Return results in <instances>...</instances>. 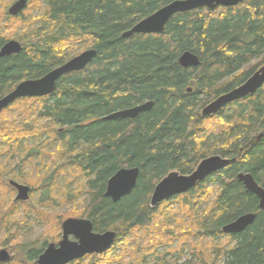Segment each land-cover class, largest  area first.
<instances>
[{
    "label": "trees",
    "instance_id": "16d2710c",
    "mask_svg": "<svg viewBox=\"0 0 264 264\" xmlns=\"http://www.w3.org/2000/svg\"><path fill=\"white\" fill-rule=\"evenodd\" d=\"M36 1L37 25L20 36L22 50L0 57V97L87 48L97 54L84 69L62 75L53 93L17 99L2 110L0 145L7 159L19 157L14 165L22 169L42 163L39 200L52 206L57 202L50 188L60 171L82 177V188L67 193L68 199L86 194L78 217L89 219L95 232H116L105 253L70 264H168L169 246L177 243L183 250L189 242L191 259L181 264H264V210L237 179L239 172H249L264 187V83L215 114H201L264 65V0L176 13L162 33L129 37L122 34L173 0ZM6 40L0 27V47ZM185 51L200 64L182 67L178 58ZM145 101L152 107L132 119L103 118ZM215 154L231 159L229 164L186 193L150 206L163 176L172 170L188 174ZM123 167H138L136 185L113 202L104 196L106 183ZM8 171L0 169L4 195L10 193ZM4 198L0 246L13 248L18 258L6 264L20 257L34 264L45 245L60 238L63 220L56 218V239L24 241L20 230L40 214ZM22 203L20 223L15 215ZM248 212L256 218L242 232H222L223 225Z\"/></svg>",
    "mask_w": 264,
    "mask_h": 264
},
{
    "label": "water",
    "instance_id": "95a60500",
    "mask_svg": "<svg viewBox=\"0 0 264 264\" xmlns=\"http://www.w3.org/2000/svg\"><path fill=\"white\" fill-rule=\"evenodd\" d=\"M244 0H173L163 5L152 14L141 19L122 36L129 37L134 33L159 34L164 31L168 20L176 13L186 12L198 8L213 10L219 6L231 7ZM27 0H16L8 9V13L17 16L25 7ZM22 45L17 40H8L0 48V57L19 53ZM94 48H87L72 56L64 63L49 70L39 78L25 79L19 82L11 91L0 97V112L20 98L43 97L53 93L57 80L64 74L84 69L96 56ZM178 63L182 67H196L200 61L194 53L183 52ZM264 83V65L255 70L244 83L227 91L204 106L201 110L203 116H210L218 112L227 103L253 94ZM152 101L134 105L129 108L117 110L104 116V119L134 118L140 112L152 107ZM231 159L215 154L207 156L199 161L193 171L182 174L172 170L163 176L154 186L150 196V206L156 207L165 200L186 193L198 183L203 182L211 174L220 171L229 164ZM139 174L138 167L118 169L106 183L104 196L111 198L113 202L128 195L136 185ZM237 179L244 188L255 194L258 199V207L264 210V187L260 185L249 172H239ZM9 184L16 189L15 201H26L31 192L28 185L18 183L10 179ZM256 218V213L248 212L238 216L233 221L222 226L224 234H237L247 228ZM116 241V232L107 230L103 232L93 231L92 222L83 217H68L61 223V239L49 242L38 256L35 264H70L86 255L105 253ZM10 260V254L6 248L0 249V262Z\"/></svg>",
    "mask_w": 264,
    "mask_h": 264
},
{
    "label": "rangeland",
    "instance_id": "374dc122",
    "mask_svg": "<svg viewBox=\"0 0 264 264\" xmlns=\"http://www.w3.org/2000/svg\"><path fill=\"white\" fill-rule=\"evenodd\" d=\"M14 0H5L2 4H0V27L2 33L5 35V38L7 40L14 39L17 40L23 45L21 41V35L24 32H28V30L33 29L34 26L36 27L37 22L34 20L38 16V11L35 8L37 5L36 0H27L26 7L18 14L17 16H12L9 18H6L5 11H7L9 5ZM79 49V48H78ZM81 51V48L78 50V52ZM254 61H252L250 64L252 65ZM262 66V64L257 65L256 70ZM32 141V140H31ZM31 141L27 142V145L31 143ZM25 142V141H24ZM23 145V144H22ZM4 144L0 145V169L8 171L9 177H6V181H9L10 179L17 181L18 183L28 185L31 188L30 196L29 198L24 201L25 205L28 204L29 208L31 209V212L33 214H40L38 215L40 219H35V221H28L25 226L20 230L21 237L24 241H37L41 239H51L57 237L58 229L56 230V218L59 217V219H66L68 217H78L77 214H80L81 210L83 209V198L86 196L85 193L79 194V196L68 199L69 191H79L82 188V177L74 178L70 177L69 171L67 172L66 176L59 172V176H57V179L52 187L50 188L51 192L50 195L54 197L57 204L56 206H52L48 204V202L40 201L41 192L44 189V187L41 186V180H42V163H37L34 166L29 165L25 166L23 169L21 166L14 165L16 161L19 159H7V157H10L7 153H4ZM19 153H22V146L19 148ZM18 156V155H17ZM48 158H45V161H47ZM48 163V161H47ZM50 164V161H49ZM14 167V169H12ZM46 167V165H45ZM61 175V176H60ZM76 177V175H75ZM5 177H3L4 179ZM35 187V188H34ZM34 188V189H33ZM10 193H7L4 195L1 192L5 191V189L0 190V203L4 199H6L8 196L10 202L15 198L16 196V189L10 186ZM80 193V192H78ZM45 193L43 194V196ZM13 198V199H12ZM23 203L21 204L20 213L15 215L16 219L21 221H24L22 217L24 218V207ZM47 205V206H45ZM54 205V204H53ZM204 206V205H203ZM174 211H178L177 204L173 206ZM22 216V217H21ZM14 218V215L13 217ZM35 218V216H33ZM60 228V227H59ZM61 230V228H60ZM226 240V238H223V242ZM196 242L195 240H193ZM36 245V243H35ZM173 249L172 252H167L165 255V260L168 262V264H181L186 259H191L190 254V242L184 246L183 250H180V246H178L177 243H174L173 245L169 246ZM178 247V248H177ZM164 248H160L159 252L163 251ZM18 259V258H16ZM154 257H148L147 261L149 263H153L152 261ZM173 262V263H172ZM221 264L222 262L219 261ZM22 262H17L15 264H21ZM191 264V263H190Z\"/></svg>",
    "mask_w": 264,
    "mask_h": 264
},
{
    "label": "flooded vegetation",
    "instance_id": "af4514ba",
    "mask_svg": "<svg viewBox=\"0 0 264 264\" xmlns=\"http://www.w3.org/2000/svg\"><path fill=\"white\" fill-rule=\"evenodd\" d=\"M16 0H14L10 5H9V7L15 2ZM9 7H8V9H9ZM8 9H7V12H8ZM20 14V13H19ZM10 40H12V39H10ZM14 40V39H13ZM8 40H6L2 45H1V47L7 42ZM0 47V48H1ZM11 186V185H10ZM12 187V186H11ZM14 200V199H13ZM15 201V200H14ZM20 202V201H19ZM61 239V236H60V238L59 239H57V240H53V241H50V242H55V243H57L59 240ZM49 243V242H48ZM47 245V244H46ZM45 245V246H46ZM1 248H6L7 250H8V252H9V254H10V260H8V261H4V262H0V264H6V263H8L9 261H13V260H15L16 259V256H17V253H15L14 252V249L13 248H11V247H9V246H0V249ZM45 248V247H44ZM43 251V250H42ZM41 254V253H40ZM39 254V255H40ZM38 255V256H39ZM38 258V257H37ZM37 260V259H36ZM36 260L34 261V264H35V262H36ZM22 262L21 264H28L27 262H25L24 260H23V258L22 257H20L19 258V262ZM76 261V260H75ZM72 263V262H71Z\"/></svg>",
    "mask_w": 264,
    "mask_h": 264
}]
</instances>
